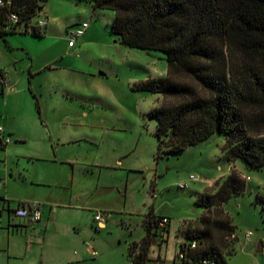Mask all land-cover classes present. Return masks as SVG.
Masks as SVG:
<instances>
[{"label": "rangeland", "instance_id": "1", "mask_svg": "<svg viewBox=\"0 0 264 264\" xmlns=\"http://www.w3.org/2000/svg\"><path fill=\"white\" fill-rule=\"evenodd\" d=\"M42 5L29 32L0 35V65L18 79L6 105L0 99V125L12 138L0 148V197L11 209L39 202L61 232L53 247L59 241L65 256L84 260L80 264L128 263L130 244L145 236L149 213L167 217L166 229H153L150 257L180 264L184 230L202 228L200 218L208 213L199 194L214 192L217 181L238 171L247 178L245 190L209 211L213 218L228 215L237 239L212 229L208 240L197 243L195 258L208 249L224 264H264V165L230 161L222 132L181 152L160 151L158 121L150 112L171 99L138 85L168 75L167 52L126 46L113 31L115 11L96 9L89 0ZM41 19L52 29L47 25L36 35L31 30ZM84 22L87 35L70 49L69 29ZM183 183L188 186L181 188ZM0 205L1 224L9 210L7 201ZM98 213L105 226L95 219ZM13 231L8 222L0 228V264L22 262L7 252L10 241L14 254L24 250Z\"/></svg>", "mask_w": 264, "mask_h": 264}, {"label": "trees", "instance_id": "2", "mask_svg": "<svg viewBox=\"0 0 264 264\" xmlns=\"http://www.w3.org/2000/svg\"><path fill=\"white\" fill-rule=\"evenodd\" d=\"M43 1L9 0L0 6V35L29 32ZM89 1L96 9L115 11L112 27L123 44L168 54V75L138 85L143 91L171 99L150 112L158 121L160 151L181 152L222 132L227 136L225 150L230 161L242 158L253 168L264 165V0ZM12 14L18 15L16 22L11 21ZM22 25L26 28L21 29ZM31 31L43 34L38 27ZM246 179L231 171L216 182L214 192L199 194L197 202L208 213L200 218L202 228L184 230L187 242L181 250L186 253L180 264H201L205 257L224 264L208 249L195 258L197 247L190 245L204 243L212 229L234 233L228 215L213 218L209 211L243 192ZM164 218L149 213L145 236L130 244V264L152 260L153 229H166L169 220L163 223Z\"/></svg>", "mask_w": 264, "mask_h": 264}, {"label": "crops", "instance_id": "3", "mask_svg": "<svg viewBox=\"0 0 264 264\" xmlns=\"http://www.w3.org/2000/svg\"><path fill=\"white\" fill-rule=\"evenodd\" d=\"M48 25L50 26L48 27L49 28L48 30L52 29V25L49 23V21H48ZM87 33L88 31H86L84 35H87ZM87 39H90V34L87 36ZM75 46L73 47L69 46V48L74 49ZM27 52L29 53L28 50ZM0 69H2L5 72V70L3 69L1 65H0ZM17 87H18V79L15 77L10 78V82L6 86H3L0 83V99L3 100L4 105H6L9 97L12 96V94L17 90ZM4 129H5L6 134L9 133L8 135H11L10 130L7 131L5 127ZM2 198L5 199L3 201H7V203H9V205L11 206V202L7 200L6 197H2ZM57 210H58V207L53 209V211L55 212ZM45 213H46L45 209H43L42 218L41 220L37 222H31L28 218L13 219L10 212H9L8 218L7 219L4 218V221L6 220L8 223H10V226H13L14 229L18 233L17 234L16 231L15 232L13 231L15 233L13 234V236L19 235L22 239V244L24 245V250L18 252L17 254H14L12 242L10 241L9 243H7L10 246L9 248L10 250L7 251L9 254V257L16 256L18 258H22L21 259L22 262L20 264H80V262L82 263L84 261L82 259L78 260V258L66 257L62 250L61 243H59V241H58V247L57 248L53 247V242L54 243L57 242L54 239H56L57 237H60L61 232H57L58 229L55 227L54 221L52 220V218L50 217L48 218L45 215ZM3 214L4 213L2 212L0 216L2 217ZM6 221L0 224V228H5L6 223H7ZM99 224L100 226H103L101 225V223ZM64 225L65 224L62 223L61 227H63ZM105 225L106 223L104 224V226ZM29 231L32 233V236H31L32 238L29 237V234H28ZM9 234L11 235V233ZM51 240H52V245L50 244ZM35 241H39L40 243L35 244L34 243ZM1 242H2V239H0V243ZM0 247H3V246H0ZM91 252H92V256L95 258L97 256L95 250L91 249ZM151 258H155V257H151ZM8 264H10V261ZM122 264H130V262L128 263L123 262ZM150 264L152 263L150 262Z\"/></svg>", "mask_w": 264, "mask_h": 264}, {"label": "built area", "instance_id": "4", "mask_svg": "<svg viewBox=\"0 0 264 264\" xmlns=\"http://www.w3.org/2000/svg\"><path fill=\"white\" fill-rule=\"evenodd\" d=\"M7 3H9V0H0V6H4ZM11 21L16 22L18 20V15L17 14H12L11 15ZM48 25V20L47 19H41L38 21V28H43ZM89 28V23L84 22L74 28L69 29L68 31V37H69V46L73 47L76 44V41L83 37L84 34L86 33L87 29ZM10 82V77L8 74L4 71L0 73V83L3 86H6ZM12 141V138L10 135H7L5 133V129L2 125H0V146L2 145H8ZM194 178V176L192 177ZM188 186L187 183H183L180 185L181 188H186ZM2 188V183L0 182V190ZM0 200H5L4 198L0 197ZM5 206L0 205V215L4 211ZM8 210L9 212L13 215L15 218H28L31 222H37L41 220L42 218V211H41V204L39 202H22L20 203L15 209H11V206L8 203ZM95 219L101 223V225L104 226L106 223V219L101 215V214H96ZM168 222V218L165 217L163 219V223ZM230 240L236 239L237 235L235 233H232L228 235L227 237ZM249 239V235L247 236V240ZM197 247V242H192L190 245V248H196ZM185 251L181 250L178 252V259L182 260L185 258ZM152 264H167V262L161 258V257H155L152 258L150 261ZM201 264H218L217 261L212 258V257H205L202 261Z\"/></svg>", "mask_w": 264, "mask_h": 264}, {"label": "water", "instance_id": "5", "mask_svg": "<svg viewBox=\"0 0 264 264\" xmlns=\"http://www.w3.org/2000/svg\"><path fill=\"white\" fill-rule=\"evenodd\" d=\"M42 10H43V7L40 8V11H42ZM96 11H97V10H95V12H96Z\"/></svg>", "mask_w": 264, "mask_h": 264}]
</instances>
